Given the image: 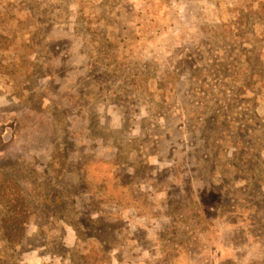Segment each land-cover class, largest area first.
Returning <instances> with one entry per match:
<instances>
[{
	"label": "rangeland",
	"instance_id": "374dc122",
	"mask_svg": "<svg viewBox=\"0 0 264 264\" xmlns=\"http://www.w3.org/2000/svg\"><path fill=\"white\" fill-rule=\"evenodd\" d=\"M6 182L0 264H264V0H0Z\"/></svg>",
	"mask_w": 264,
	"mask_h": 264
},
{
	"label": "trees",
	"instance_id": "16d2710c",
	"mask_svg": "<svg viewBox=\"0 0 264 264\" xmlns=\"http://www.w3.org/2000/svg\"><path fill=\"white\" fill-rule=\"evenodd\" d=\"M0 193L2 194V198H4V200H6V202H8V198L10 197V193H8L9 192V190L8 189H10L9 188V184L6 182V183H0ZM11 190V189H10ZM6 223H13V222H16L15 221V217H11V215H10V217H8V219H6ZM14 232H15V234H19V230H16V231H12V230H10V229H5V231H4V237L7 239V240H9V239H11L12 238V236H13V234H14Z\"/></svg>",
	"mask_w": 264,
	"mask_h": 264
}]
</instances>
